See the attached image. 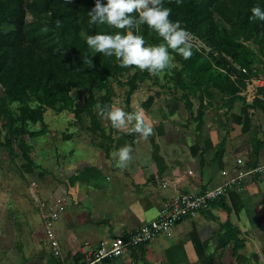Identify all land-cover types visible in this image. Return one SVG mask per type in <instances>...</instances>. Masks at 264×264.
Masks as SVG:
<instances>
[{
  "label": "crops",
  "instance_id": "0c3cea01",
  "mask_svg": "<svg viewBox=\"0 0 264 264\" xmlns=\"http://www.w3.org/2000/svg\"><path fill=\"white\" fill-rule=\"evenodd\" d=\"M249 79L234 96L212 84L203 92L159 84L149 94L142 91L141 96H153L149 118L144 117L153 134L144 138L134 121L119 129L102 123L114 138L113 143L106 141L109 155L101 137L86 130L89 121L76 120L62 134L57 132L60 155L53 169L21 155L18 184L11 186L15 204L2 211L0 203V242L15 240L0 251V264H51L52 242L43 213L55 203L53 197L64 200L67 208L54 229L62 264H80L83 255L77 253L85 242L96 249L101 241L127 235L155 219L178 193L213 189L234 177L238 168L264 163V110L253 104L257 97L264 99L258 90L264 83L249 97ZM158 90H163L160 95ZM24 138L33 146L28 135ZM88 146L90 151H83ZM123 146L131 148L132 158L121 168L113 154ZM79 147L82 152L76 154ZM47 172L51 178L43 179ZM30 178L39 181V187L35 181L22 183ZM228 224L237 232L234 238H229ZM2 232L8 238L1 237ZM12 257L18 258L14 262ZM96 264H264V178L247 176L169 233Z\"/></svg>",
  "mask_w": 264,
  "mask_h": 264
},
{
  "label": "trees",
  "instance_id": "16d2710c",
  "mask_svg": "<svg viewBox=\"0 0 264 264\" xmlns=\"http://www.w3.org/2000/svg\"><path fill=\"white\" fill-rule=\"evenodd\" d=\"M258 3L264 8V0H164V6L171 9L169 19L179 20L205 45L189 39L192 56L187 60L169 50L183 65L174 77L176 89L203 92L212 84L223 94L234 96L246 88L247 79L264 76V22L249 19L251 8ZM93 6L94 0H0V120L6 111L8 114L6 131L0 126V147L10 154L16 145L31 161V145L24 138L33 134L28 124L31 115L45 126L43 110L52 108L70 110L81 123L87 118L86 130L101 137V146L109 155L111 145L106 141L113 143L114 138L94 108L102 99L106 100L103 113L111 110L114 88L106 83L129 66L122 67L114 55L107 57L88 47L89 35L125 31L107 24L90 25L88 11ZM137 34L144 37L146 45L163 42L146 24L139 25ZM256 57L262 63L257 69L253 66ZM86 58L92 60L91 65ZM135 86L132 78L130 87ZM258 90L264 94V85ZM97 91L103 93L97 97ZM79 94L82 105L75 102ZM33 99L39 107L30 105ZM13 103L21 111L14 125V115L6 110ZM253 104L264 110V99L257 97ZM226 229L229 238L236 236L230 224ZM50 263L62 261L52 256Z\"/></svg>",
  "mask_w": 264,
  "mask_h": 264
},
{
  "label": "clouds",
  "instance_id": "9594fccd",
  "mask_svg": "<svg viewBox=\"0 0 264 264\" xmlns=\"http://www.w3.org/2000/svg\"><path fill=\"white\" fill-rule=\"evenodd\" d=\"M134 12L136 16L131 15ZM170 14L171 9L164 6V0H94V6L88 11L89 24H107L125 31L89 35L86 43L94 53L107 57L114 55L122 67L135 66L151 74L163 73L172 66L170 49L185 60L192 56L187 30L179 20L169 19ZM249 19L264 22V8L259 3L251 8ZM140 24H146L163 42L146 45L144 37L137 34ZM86 62L92 64V60L87 58ZM106 118L111 121L113 128L119 129L134 121L135 130L144 138L153 134L152 126L145 123L142 112L129 114L113 105L107 111ZM113 155L119 167H126L132 158L131 148L123 146Z\"/></svg>",
  "mask_w": 264,
  "mask_h": 264
},
{
  "label": "rangeland",
  "instance_id": "374dc122",
  "mask_svg": "<svg viewBox=\"0 0 264 264\" xmlns=\"http://www.w3.org/2000/svg\"><path fill=\"white\" fill-rule=\"evenodd\" d=\"M255 51L257 52V49H255ZM262 60L264 63V57L262 58ZM171 61H172V66L169 69H166L163 73L151 74L147 70L141 71L135 66H129L128 69L124 68L122 70L121 75H119L116 78H112L108 80V82L106 83V86H109L111 83L112 88H114V95L112 97L111 107L113 105H116L122 108L126 113H129V114H135L137 112H142L145 119H148L149 117L147 116V114H149V111L153 106L152 103L154 101L153 96L147 95L149 94V91L154 90V86H156L157 84H159L161 87H166L169 89L176 88L174 77L177 74V71L182 70L183 65L181 64L180 61H178V59L173 54H171ZM261 64L262 63H260L259 57H256L254 65H253L254 68L257 69L261 67ZM132 78L135 80V83L137 85L134 88L130 87ZM144 90L146 91L147 94L141 96L142 91ZM162 91L163 90H158L157 92L160 95ZM164 92H167V91H164ZM102 93H103L102 91H97V97ZM137 93H140V98L136 96ZM1 95H3L2 90H0V96ZM82 97H83L82 94H79V97L75 99V102L78 105H82L83 103ZM128 97H130L129 100H128ZM104 102H106V100H102V99L98 100V102L95 104L94 109L100 116L102 123L110 124L111 121L106 118L107 114H104L101 111L103 110ZM30 105L33 108H37L39 107V102L33 99ZM6 110H8L10 113H12V115H14L12 116L14 118L11 121L13 122V125H14V122L15 124H18L17 117L19 116L21 112L20 107H18L17 104L13 103V104H10V106H8ZM42 116L45 121V126L40 121H37L36 119L37 117L35 115H31V120L28 123L31 133H33L32 136L30 137V139H32L31 142L33 143V146H31V149H30V156L31 158L35 159V162L39 166H42V167L48 166L49 169H53V166L58 164L57 163L58 155H60V152H59L60 145H59V138H58L57 132H59V134L60 133L62 134L63 129H69L68 124L71 120H75V116H74V113H72L70 110L56 111L52 108H45L43 110ZM7 117H8V114L6 111V113L3 116H1V120H0V126L3 127L4 131H6L5 124L7 123L6 121L8 120ZM85 121H87V118ZM49 128L55 129V132L54 131L51 132ZM122 131H124V129H122ZM84 132L82 133L84 134ZM29 134L27 135L29 136ZM81 136L83 135L81 134ZM87 136L90 139H94V140L96 138L91 133H89V135ZM2 137L4 138V133H2ZM38 137H39L38 141L40 142L36 143L37 142L36 138ZM65 138L66 136L61 139L65 140ZM71 144L72 143L67 142L66 145H71ZM57 147H58V150H57ZM79 149L76 154L82 152L81 149L80 150ZM82 149L83 151L87 152V151H90L91 147L88 146V148H82ZM9 151L10 150H7L4 147H0V203L3 204V207L1 208L2 211L5 209L4 207L10 209V207L15 204L13 200L14 197L12 195L13 191H11V186H13L12 188H14V185L18 184L16 182L18 181L16 179V176L19 175L18 173L20 170L19 162L23 161V159L19 160V158H22L21 155L23 156L19 146H16V145L13 146V152L11 154ZM62 162L64 163L65 161L62 160ZM51 173L47 172L44 176H41V177L43 179L44 178L50 179L51 177L48 174H51ZM43 179H42V183L46 181V180L44 181ZM25 180L26 181L22 183L27 184V186L30 184H34V181H35V183H38L37 187H39L40 183L36 179L30 178V179H25ZM3 193H6V194L4 195ZM53 199H55V202L57 201L56 197H53ZM65 212H67V208L64 211V213ZM0 226L2 228V225ZM3 235H4V232H2L1 237L8 238V235H4V236ZM11 243L14 244L15 240L13 239L7 240L5 238L4 242H0V251L5 249L6 246ZM85 243L80 247V250L77 254H82L83 255V257L81 256L83 259L82 262L87 263L85 255L81 252ZM49 246H50L49 253L53 255L55 258L61 260L64 257L63 251L61 249L62 247L59 248V253L55 254L53 250V246L52 245H49ZM77 254L74 256H77ZM16 258L18 257H12V260L15 262Z\"/></svg>",
  "mask_w": 264,
  "mask_h": 264
},
{
  "label": "built area",
  "instance_id": "2783aa9c",
  "mask_svg": "<svg viewBox=\"0 0 264 264\" xmlns=\"http://www.w3.org/2000/svg\"><path fill=\"white\" fill-rule=\"evenodd\" d=\"M263 83L264 78L261 76L250 78L247 81L249 90L246 91V95L250 97L249 94L257 91L256 89ZM238 163L243 165L244 160L238 158ZM247 176L258 179L264 178V163L238 168L234 177L213 189H206L200 193H178L163 205L155 219L127 235H120L110 240L101 241L96 249H92L91 243L86 242L81 251L86 257V264H96L107 258L120 257L132 247L148 244L157 236L169 233L176 223L206 208L211 202L224 195L229 187L240 183ZM164 184L167 185L168 183L164 182ZM65 210L66 203L62 199H57L43 213L46 231L52 242L55 254L59 253L54 233L55 223L61 218Z\"/></svg>",
  "mask_w": 264,
  "mask_h": 264
},
{
  "label": "water",
  "instance_id": "95a60500",
  "mask_svg": "<svg viewBox=\"0 0 264 264\" xmlns=\"http://www.w3.org/2000/svg\"><path fill=\"white\" fill-rule=\"evenodd\" d=\"M188 36H189V39L196 42V43H199L201 46H205L203 44V42L198 38L196 37L195 35H193L192 33L188 32Z\"/></svg>",
  "mask_w": 264,
  "mask_h": 264
}]
</instances>
